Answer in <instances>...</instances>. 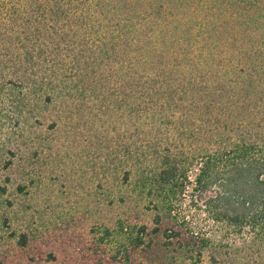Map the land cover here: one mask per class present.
<instances>
[{
	"label": "trees",
	"instance_id": "16d2710c",
	"mask_svg": "<svg viewBox=\"0 0 264 264\" xmlns=\"http://www.w3.org/2000/svg\"><path fill=\"white\" fill-rule=\"evenodd\" d=\"M73 88L116 93L132 115L129 154L165 246L195 264H264V0H0V170ZM186 196L222 236L191 226Z\"/></svg>",
	"mask_w": 264,
	"mask_h": 264
},
{
	"label": "rangeland",
	"instance_id": "374dc122",
	"mask_svg": "<svg viewBox=\"0 0 264 264\" xmlns=\"http://www.w3.org/2000/svg\"><path fill=\"white\" fill-rule=\"evenodd\" d=\"M117 99L110 91L87 96L73 88L41 110L39 124L32 118L25 126L14 164L0 170V184H7L0 194L3 264H195L152 232L153 203L129 154L134 119ZM182 208L194 229L223 235L189 196ZM142 225L145 243L132 248L128 236ZM197 264L214 263L206 253Z\"/></svg>",
	"mask_w": 264,
	"mask_h": 264
}]
</instances>
